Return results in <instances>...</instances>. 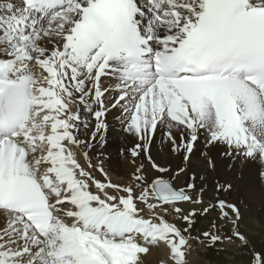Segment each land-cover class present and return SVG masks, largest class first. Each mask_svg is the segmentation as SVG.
I'll return each mask as SVG.
<instances>
[{"label": "snow or ice", "instance_id": "1", "mask_svg": "<svg viewBox=\"0 0 264 264\" xmlns=\"http://www.w3.org/2000/svg\"><path fill=\"white\" fill-rule=\"evenodd\" d=\"M110 107L139 141L166 124L185 161L204 132L224 155L264 164V0H0V264H143L153 248L160 264H189L197 212L178 205L202 200L173 184L148 144L130 155L143 151L158 175L141 163L128 186L73 151L92 147L78 133L92 127L96 140ZM216 206L232 230L205 231L210 246L239 241L248 264H264L236 205Z\"/></svg>", "mask_w": 264, "mask_h": 264}, {"label": "bare ground", "instance_id": "2", "mask_svg": "<svg viewBox=\"0 0 264 264\" xmlns=\"http://www.w3.org/2000/svg\"><path fill=\"white\" fill-rule=\"evenodd\" d=\"M109 83L111 87L114 85V81L102 80V86L104 87ZM115 95V91L106 95V104L111 102ZM73 109L76 110L75 107ZM88 119L90 125H94L95 121L91 117H88ZM105 122L107 123V129L94 141L90 140L92 127L88 130L81 129L78 133V138L90 142L92 147H73V151L76 152L79 162L85 167L87 166V161L83 153L87 151L88 159L91 163L96 167H102L107 174V180L112 183L121 186L134 184L133 173L141 163L147 169L145 175L150 177L158 175L150 167V162L147 159V155H150L154 162L169 169V176H175L172 182L177 187L189 181L190 177H193V181L198 187L202 184L214 183L227 187L230 184L232 192L240 193L249 202L264 206V164L259 160H244L242 157L230 158L223 154L228 151L226 146L222 144L206 145V134L201 132L199 139L193 146V152L189 155V159L185 161L183 159L185 153L181 156L180 153H174L170 150L171 145L165 135L169 131L166 124L158 126L155 136L150 141H139L133 135L124 131V121L121 117L120 109L110 107ZM172 132L176 136L177 141H179V131L172 129ZM100 136H103V140L100 139ZM103 143L107 144L106 147H102ZM137 143L149 145L147 155L143 151L136 158L130 155V149ZM180 169H183V172H180ZM93 175L101 182H105L104 175L99 171H93ZM93 191H95L94 188ZM222 197V195L212 197L213 199H210V202L216 206ZM201 198L202 202H205L203 196ZM226 203L231 204L233 201L230 200ZM140 207L144 206L140 205ZM179 207L184 208L182 206ZM216 209L220 211L218 206H216ZM145 213H147V210H145ZM229 215L230 218H233L232 214L229 213ZM170 216L172 219L177 218L175 214ZM167 217L166 219H168ZM190 244L196 246V240H190ZM149 255L153 257V262L149 264H160L161 255L155 248L152 249ZM196 255H198L197 250L191 248V253L188 256L189 261L194 260Z\"/></svg>", "mask_w": 264, "mask_h": 264}, {"label": "rangeland", "instance_id": "3", "mask_svg": "<svg viewBox=\"0 0 264 264\" xmlns=\"http://www.w3.org/2000/svg\"><path fill=\"white\" fill-rule=\"evenodd\" d=\"M108 85L111 87L110 83ZM108 85L106 87H109ZM106 145V143H103L102 147H106ZM180 154L183 156L184 152H180ZM189 182L195 185L194 189L187 188V185L190 184ZM177 188H184L185 191L194 199L199 197L202 200L201 196H203V199L205 200V202H202L201 204H188V202H183L178 205L184 207V214H187L193 209L197 212V215L193 218L195 223L190 229V232L186 234L190 236V240H196V246L192 244L191 248H195L198 252V255L194 257V260L191 262L189 261V264H248L249 262L250 254L248 249L241 247L239 241H236L233 244H228L227 242L218 243L213 247L210 246V241L203 236L205 231H211L213 234L224 236L232 230V224L230 222L225 224L219 218L221 209L220 211L217 210L216 206H214L215 204L210 202V199H213L217 195L223 196L221 199L222 201L228 202L232 200V204H236L237 208L239 207L238 209L241 214L239 231L248 237L250 246L258 251L264 248V206H259L255 203L247 201L240 193L237 194V192H232L230 188L222 186V184H202L198 187V185L196 186V183L193 181V177H190L189 181ZM209 206H213L209 213L202 215V209ZM227 211L232 214L230 209H227ZM167 216L169 221L172 220L178 226L182 228L187 227V225L179 217L172 219L170 215ZM232 217V219H234L233 214ZM213 222L217 225H222V227H220L219 230L211 228V224ZM142 260L143 264H149L150 262H153V257L148 254L143 256Z\"/></svg>", "mask_w": 264, "mask_h": 264}]
</instances>
